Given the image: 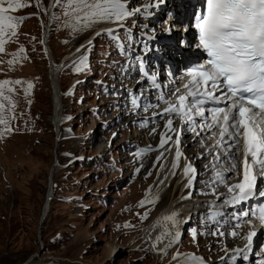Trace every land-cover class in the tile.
<instances>
[{
  "label": "rangeland",
  "instance_id": "1",
  "mask_svg": "<svg viewBox=\"0 0 264 264\" xmlns=\"http://www.w3.org/2000/svg\"><path fill=\"white\" fill-rule=\"evenodd\" d=\"M20 2L26 6L8 13L23 18L17 34L12 36L9 29L0 37V120L5 121L0 123V264H173L190 253L213 262L224 256L225 245L231 247L234 241L214 234L218 231L202 216L193 219L164 257L146 252L142 230L178 191L172 184L170 195L154 192L165 170L163 156L151 162L136 153L141 146L154 147L149 130L126 127L133 118L128 108L119 106L120 95L99 85L126 84L124 64L134 67L132 58L105 35H96L106 23L91 28L80 24L73 30L68 26L72 18L54 0ZM127 2L130 8L148 3ZM127 21L143 23L139 16ZM82 58L84 65L79 63ZM53 60L57 66L64 64L58 78L59 136L52 122ZM136 130L145 134L139 141ZM52 169L53 195L40 225ZM202 179L199 192L211 196L212 189L200 185ZM197 190L195 196L205 197ZM177 252L181 256L174 260Z\"/></svg>",
  "mask_w": 264,
  "mask_h": 264
},
{
  "label": "snow or ice",
  "instance_id": "2",
  "mask_svg": "<svg viewBox=\"0 0 264 264\" xmlns=\"http://www.w3.org/2000/svg\"><path fill=\"white\" fill-rule=\"evenodd\" d=\"M54 2L64 8L65 16L72 18L73 22L68 26L73 30L80 24L86 28L101 23L116 24L115 29H103L97 35L109 36L118 45L122 54L128 55L124 51V42L119 37V29L124 28L131 45V32L124 26V21L137 14L151 15L149 9H158L166 0H149L143 7L131 8L127 0H66V4H61V0H54ZM25 6L20 0H0V37L7 35L9 29L12 36L17 34V25L23 18L18 19L8 13L18 11ZM163 23L166 25L165 31L171 35L175 25L167 24V21ZM189 24L198 31L197 46L206 52L209 59L189 72L188 82L184 83L182 88H175L169 94L170 98L166 99L163 93H159L156 102L148 101L142 105L141 101L144 99L142 88L135 93H130V104L143 112L151 108L160 109L162 104L167 105L162 111L153 113L152 119L155 120L157 116L166 119L165 127L177 137L184 132L192 133L194 139L200 138L195 142L200 143L201 147H205L203 143L205 139L213 140V143L207 146L213 161L206 167L210 168L214 175L210 181L206 182V187L209 185L227 187L230 195L220 201L221 205L235 208L242 203L247 204L256 196L264 199V0H204V6L192 13ZM183 30L187 31V27ZM151 31L154 32L155 29ZM148 39H154V36H149ZM184 43L185 41L181 40V44ZM151 50L145 45L144 51ZM0 51H3L2 39H0ZM135 59L141 76L155 89H159L158 77L146 69V61L143 57L138 55ZM79 63L84 65L85 59L82 58ZM77 71H80L79 67ZM3 83L12 82L4 81ZM15 83H21V81H15ZM31 87L32 85L29 84V88ZM211 105L217 106L211 107ZM173 118L181 122L175 129L172 128ZM4 122L0 120V123ZM148 122L146 118L140 123L143 126ZM6 131L11 129L6 128ZM165 136L166 139L161 140L160 147L171 139L167 134ZM179 142L177 138L174 144L179 145ZM241 151L243 152L242 179L235 184H229L230 179L241 175L236 171ZM180 156L181 152L177 149V164L173 167L178 166ZM221 165H227V168L218 167ZM225 172H231L233 175L226 176ZM184 174L188 178L186 187L191 189L196 169L188 164ZM258 180L261 182L259 188ZM212 194L216 195L214 188ZM186 198H190V195ZM213 207L214 205H209V208ZM215 214L222 216L223 212L220 210ZM212 215L214 213H209L210 217ZM255 215L258 225H253V230L242 237L243 245L232 249V254L227 257V260L235 261L237 257L241 260L248 258L243 253L247 252L253 237L256 236L255 227H264V208H259ZM177 216V213H173L165 217V220H171L174 226L178 227ZM239 216L247 217V223H252L249 210L241 209ZM239 216L233 213L234 219H238ZM214 222L219 223V221ZM235 227L240 225L237 224ZM214 234L224 235L223 232ZM171 235L173 234L166 231L157 238V242ZM192 235L195 238V229H192ZM230 235L235 238L238 233L232 231ZM179 236L180 232L176 231L174 238L163 250L165 255L167 248L178 242ZM224 251L228 250L224 249ZM180 256L181 254L177 252L174 260ZM190 258L196 259L194 256ZM260 264H264V261Z\"/></svg>",
  "mask_w": 264,
  "mask_h": 264
},
{
  "label": "bare ground",
  "instance_id": "3",
  "mask_svg": "<svg viewBox=\"0 0 264 264\" xmlns=\"http://www.w3.org/2000/svg\"><path fill=\"white\" fill-rule=\"evenodd\" d=\"M187 4L189 5V2L184 3L183 6H186ZM115 25L116 24H105L104 26H102L98 30H100V32H101L103 29L114 28ZM96 35H97V33H96ZM45 49L49 53L50 50H49V48H47V43H46ZM63 66H64L63 63L61 65L57 66L53 60L52 67L50 68V84H51V87L54 91L53 92L54 115L52 118V122L57 128L58 127L60 128V123H61V121H60V110H61V106H62V90H61V87L59 85L58 78H59L60 69H62ZM157 127L156 128L155 127L150 128V130H149L150 133L149 132L147 133L148 136L150 135L149 137H150L151 142H149V143L151 145H154V147L149 145L152 148H157L158 146H160L161 140L166 139L165 134H167V131H168V129H163L162 126H159L158 128ZM136 133L138 134L137 136L134 134V137L137 139L136 141H139L141 139V136L145 135L142 131H140V133H138V131L136 130ZM167 136H170V134H167ZM141 141H143V140H141ZM165 144H167L166 147H164L161 150L157 149L155 152H153L149 155L140 156L142 158H147V159L154 158V160L157 157H159L160 155L163 156V160L161 162V165L163 168H165V170L163 171L162 176L160 177L159 181L155 185V187L153 189L154 192L158 190L159 192L157 191L158 192L157 194H160L161 192L165 191L164 195L165 194L170 195V190H171L172 184L173 185L175 184L173 187L175 188V186H176L177 187L176 190L178 191V196H177V193H175L174 195H171L169 203L156 215V217H154L150 221V223L141 232L140 240L143 241V244L145 246L144 248H145L146 252L148 251V252L153 253L156 257H158V259L160 256L164 257L163 255H165V254H164L163 250L166 249V246L168 245L169 241L174 238V234L176 233V231H179L180 235H181V233L185 229L188 221L191 219H195L194 217L196 216L198 211L200 213H202V212H205V210H210V209L219 207L221 205L220 201H222V199H220V200L217 199L215 197V195L210 197V198H207V199L200 198L198 196L193 197L192 196V193H193L192 190L189 189L188 187H186V185L188 183V179H185L184 175H183V168H184V165L186 164L187 161L183 162L179 158L178 166L173 167L174 164H177L176 155H175V146L173 143V139L167 140V142ZM192 145H194V147H191ZM183 149H184L185 153H187L188 156L191 157L190 158L191 160H192V158L194 159L196 156H199V154L204 152V150L201 151L199 145H195L194 143H190L189 145H184ZM234 150L235 149H233V151ZM151 160H152L151 162H153V159H151ZM145 163L146 162H143L144 168H146ZM201 172L203 174H205L206 179H207V177H209V175H208L209 172L205 171L204 168L201 170ZM206 182H208V181L206 180L205 184H206ZM51 190H52V195H53V185H52V189H49V194H51ZM189 195H190V198H186V197H189ZM221 196H223V195H221ZM209 205H214V207L209 208ZM49 209H50V203H49V206L47 207V201H46L45 206L43 208V212H45V217H47ZM173 213L178 214V216L176 217V219L179 221L178 227L174 226V224L171 220H165V217H169ZM166 231L172 233L173 235L165 236L163 241L158 243L157 238L162 236ZM179 239H180V236L178 238V241H179ZM226 240L228 242L229 239H226ZM216 242H213V243H216ZM231 243H233V242L231 241L229 245H231ZM239 244H240V240L237 239L234 241V244L231 245V247H228L227 245H225V246L228 247L229 249L230 248L233 249L236 247H240L241 245H239ZM174 246L175 245H173L172 247H174ZM172 247H170V248H172ZM170 248H167V251L170 250ZM217 248H218V246H217ZM260 252H262V251H257V253H260ZM261 259L264 261V255L261 257ZM26 264H36V263H34L33 261L32 262L30 261ZM43 264H45V263H43ZM173 264H185V263H183L179 260V262L173 263Z\"/></svg>",
  "mask_w": 264,
  "mask_h": 264
},
{
  "label": "water",
  "instance_id": "4",
  "mask_svg": "<svg viewBox=\"0 0 264 264\" xmlns=\"http://www.w3.org/2000/svg\"><path fill=\"white\" fill-rule=\"evenodd\" d=\"M44 44H45V46H46V39L44 40ZM48 48V47H47ZM49 54H50V51H49ZM57 134H58V136H59V134H60V129L58 128V130H57ZM56 165H57V162L54 164V167H56ZM54 167H53V169H54ZM53 169H52V173H51V189H52V176H53ZM51 197H52V190H51V194H47V207L49 206V203H50V199H51ZM44 219H45V212L42 214V217H41V221H40V225H42L43 224V222H44Z\"/></svg>",
  "mask_w": 264,
  "mask_h": 264
}]
</instances>
